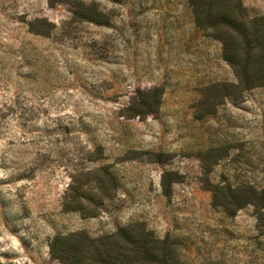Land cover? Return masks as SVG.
I'll return each instance as SVG.
<instances>
[{
  "label": "rangeland",
  "instance_id": "1",
  "mask_svg": "<svg viewBox=\"0 0 264 264\" xmlns=\"http://www.w3.org/2000/svg\"><path fill=\"white\" fill-rule=\"evenodd\" d=\"M72 1L0 0V264H59L55 236L136 222L185 264H264V209L230 217L203 183L264 190V87L204 117V89L237 79L188 0Z\"/></svg>",
  "mask_w": 264,
  "mask_h": 264
},
{
  "label": "trees",
  "instance_id": "2",
  "mask_svg": "<svg viewBox=\"0 0 264 264\" xmlns=\"http://www.w3.org/2000/svg\"><path fill=\"white\" fill-rule=\"evenodd\" d=\"M67 1L75 10L79 9L78 1ZM188 3L197 28L206 37L222 44V58L237 79L236 84L218 83L204 89L197 113L206 117L212 115L226 98L243 99L246 93L264 87V17H250L241 0H188ZM158 99L150 102L145 93L135 106L134 115L155 114ZM212 153H206V157ZM205 173L203 183L212 193L215 208L232 217L252 205L256 214L262 215L264 190L244 184L237 187L213 184L208 178L211 170ZM109 177L112 179V175ZM98 185L107 194L103 178ZM165 195L170 197V192ZM49 250L51 258L59 264H185L175 240L170 236L158 238L141 222L100 237H91L86 231L57 235L51 240Z\"/></svg>",
  "mask_w": 264,
  "mask_h": 264
}]
</instances>
